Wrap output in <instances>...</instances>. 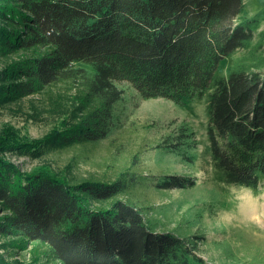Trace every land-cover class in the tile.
Instances as JSON below:
<instances>
[{"label":"trees","instance_id":"obj_1","mask_svg":"<svg viewBox=\"0 0 264 264\" xmlns=\"http://www.w3.org/2000/svg\"><path fill=\"white\" fill-rule=\"evenodd\" d=\"M243 9V0H0V108L60 84L75 91L70 128L42 142H0V239L28 251V264H210L198 252L203 236L156 230L150 207L130 197L136 187L188 189L193 179L128 168L79 181L43 166L22 172L7 156L35 160L107 140L121 82L143 100L203 96L221 61L254 40L258 22L238 21ZM207 110L209 156L224 184L263 190L264 56L236 63L213 85ZM196 146L182 123L156 150L194 163ZM225 257L264 264L259 253Z\"/></svg>","mask_w":264,"mask_h":264},{"label":"rangeland","instance_id":"obj_2","mask_svg":"<svg viewBox=\"0 0 264 264\" xmlns=\"http://www.w3.org/2000/svg\"><path fill=\"white\" fill-rule=\"evenodd\" d=\"M243 3L238 21L258 22L254 40L244 50L221 61L203 96L184 104L164 99L143 100L129 84L121 82L117 86L124 98L115 106L118 122L107 140L55 151L35 160L8 155L10 162L22 172L43 166L79 181L113 180L128 168L134 174L188 177L195 182L191 188L158 192L136 187L130 190V197L137 205L150 207L145 214L156 230L170 231L179 237L203 236L204 244L198 252L210 264L226 263L225 253L229 249L237 259L247 252L264 256V189L224 184L222 173L210 159L206 141L207 106L213 85L242 59H250L253 54L264 56V46L261 50L257 48L264 44V0H243ZM74 96L71 85L60 84L0 108V142H42L55 131L70 128L74 122L70 112ZM182 123L190 125L196 134L194 163L186 156L156 150ZM16 245L13 240L0 239V264L30 262L29 252L17 249Z\"/></svg>","mask_w":264,"mask_h":264}]
</instances>
